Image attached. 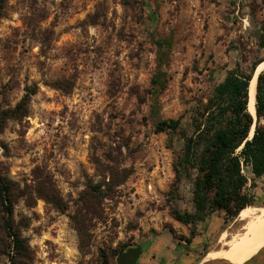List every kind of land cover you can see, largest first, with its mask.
I'll use <instances>...</instances> for the list:
<instances>
[{
  "label": "rangeland",
  "instance_id": "rangeland-1",
  "mask_svg": "<svg viewBox=\"0 0 264 264\" xmlns=\"http://www.w3.org/2000/svg\"><path fill=\"white\" fill-rule=\"evenodd\" d=\"M2 15L0 106L37 87L29 115L0 135V170L32 263L117 264L122 245L164 231L182 249L172 264H201L225 248L221 235L240 232L237 217L173 220L174 209L194 211L195 172L175 184L183 141L154 124L180 119L190 132V114L227 72L261 59L254 30L264 26V1L3 0ZM158 71L162 90L152 84ZM98 184L108 195L88 190ZM246 190L264 206V177Z\"/></svg>",
  "mask_w": 264,
  "mask_h": 264
},
{
  "label": "trees",
  "instance_id": "trees-1",
  "mask_svg": "<svg viewBox=\"0 0 264 264\" xmlns=\"http://www.w3.org/2000/svg\"><path fill=\"white\" fill-rule=\"evenodd\" d=\"M2 10L3 0L0 1V19ZM250 17L253 19L252 15ZM254 34L263 52L261 59L254 62L248 72L237 69L227 72L213 88L206 103L196 106L190 114V132L183 130L180 119L158 120L154 124L156 133L178 134L183 141L182 152L173 164L175 184L191 178L195 172L191 190L194 211L174 209L171 213L173 220L183 226L192 227L204 222L216 212L223 213L224 220L230 221L245 207L254 205L246 187L248 181L253 183L264 177V71L257 77L255 120L247 110V103L252 74L264 62V26L255 27ZM164 82L163 72L158 71L152 78L157 90L163 89ZM25 91L15 107L3 109L0 106V135L8 120H19L29 115V104L37 93V87H26ZM253 125L254 131L250 136ZM101 187V184L89 185L88 190L104 196L106 193ZM89 191L84 193V199L91 197ZM41 199L50 203L46 195ZM13 213L12 183L0 170V263L3 256L13 252L9 256L11 264H33L30 247L22 238ZM194 234L191 230L190 236ZM186 242L189 243V239ZM125 250H128L127 246L122 245L115 257Z\"/></svg>",
  "mask_w": 264,
  "mask_h": 264
},
{
  "label": "bare ground",
  "instance_id": "bare-ground-1",
  "mask_svg": "<svg viewBox=\"0 0 264 264\" xmlns=\"http://www.w3.org/2000/svg\"><path fill=\"white\" fill-rule=\"evenodd\" d=\"M263 66L264 62L258 65L249 87L247 110L253 117L256 115L255 96L257 76L261 73ZM237 220L241 224L240 232L232 235L229 239L223 233L220 241L225 248L209 252L201 264H211L214 262L242 264L256 256L259 252L260 255H264V206L245 207L239 212Z\"/></svg>",
  "mask_w": 264,
  "mask_h": 264
},
{
  "label": "crops",
  "instance_id": "crops-1",
  "mask_svg": "<svg viewBox=\"0 0 264 264\" xmlns=\"http://www.w3.org/2000/svg\"><path fill=\"white\" fill-rule=\"evenodd\" d=\"M141 253L135 264H172L174 253H181V246L173 243L171 234L162 232L151 243L143 242L140 246ZM192 257V256H189Z\"/></svg>",
  "mask_w": 264,
  "mask_h": 264
},
{
  "label": "water",
  "instance_id": "water-1",
  "mask_svg": "<svg viewBox=\"0 0 264 264\" xmlns=\"http://www.w3.org/2000/svg\"><path fill=\"white\" fill-rule=\"evenodd\" d=\"M255 73H256V70L252 74V78H251L250 82L254 78ZM250 82H249V87H250ZM248 101H249V88H248ZM247 106H248V103H247ZM253 119L254 120L256 119V115H255V117H253ZM253 129H254V125H253ZM140 253H141L140 247L130 248V249L126 250L124 253H121L120 255H118V257L116 258V263L117 264H135ZM211 264H230V263L214 262ZM242 264H264V255H260V252H259L256 256H254L253 258H250L249 260H247L246 262H244Z\"/></svg>",
  "mask_w": 264,
  "mask_h": 264
},
{
  "label": "built area",
  "instance_id": "built-area-1",
  "mask_svg": "<svg viewBox=\"0 0 264 264\" xmlns=\"http://www.w3.org/2000/svg\"><path fill=\"white\" fill-rule=\"evenodd\" d=\"M242 173H243V171H242ZM3 264H10L9 258L5 259Z\"/></svg>",
  "mask_w": 264,
  "mask_h": 264
}]
</instances>
